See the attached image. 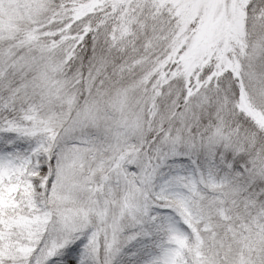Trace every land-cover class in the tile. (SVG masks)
Here are the masks:
<instances>
[{
  "label": "snow or ice",
  "instance_id": "obj_1",
  "mask_svg": "<svg viewBox=\"0 0 264 264\" xmlns=\"http://www.w3.org/2000/svg\"><path fill=\"white\" fill-rule=\"evenodd\" d=\"M0 264H264V0H0Z\"/></svg>",
  "mask_w": 264,
  "mask_h": 264
}]
</instances>
